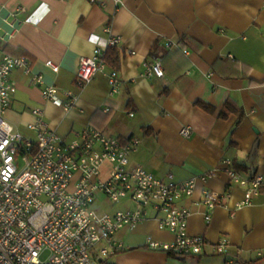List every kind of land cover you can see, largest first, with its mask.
Here are the masks:
<instances>
[{
    "label": "crops",
    "instance_id": "0c3cea01",
    "mask_svg": "<svg viewBox=\"0 0 264 264\" xmlns=\"http://www.w3.org/2000/svg\"><path fill=\"white\" fill-rule=\"evenodd\" d=\"M91 35L101 42L110 35L120 38L108 50L116 52L117 66L105 59L104 72L79 89L74 79L79 58L95 48ZM0 55L22 57L29 66V72H11L17 91L2 114L24 137L33 138L27 125L34 120L32 109L40 108L65 140L89 127L137 139L130 166L158 178L172 174L179 182L214 174L197 179L192 195L178 202L190 210L187 234L205 240L201 255L147 249V238L173 240L158 229L149 209L143 222L115 234L123 250L97 257L99 264H264V189L242 204L244 189L229 183L226 174L229 167L243 178L264 176V0H0ZM155 58L165 75L144 77L143 64ZM47 61L59 67L57 73ZM112 69L120 87L110 97ZM45 87H54L63 99L71 92L73 107L65 112L43 99ZM226 101L244 111L238 127L236 116L219 117ZM184 127L187 137L180 134ZM206 197L214 208L203 203ZM117 204V210L133 207L128 200ZM223 240L226 252L218 255L214 246Z\"/></svg>",
    "mask_w": 264,
    "mask_h": 264
},
{
    "label": "built area",
    "instance_id": "2783aa9c",
    "mask_svg": "<svg viewBox=\"0 0 264 264\" xmlns=\"http://www.w3.org/2000/svg\"><path fill=\"white\" fill-rule=\"evenodd\" d=\"M104 31L110 32L108 27ZM88 40L95 48L91 56L79 58L74 79L79 89L104 72L106 51L120 43L113 35L104 42L95 35ZM46 66L53 73L59 70L52 61ZM17 68L29 72L24 58L0 55V264H99L97 257L123 250L115 234L143 222L149 209L156 214L158 229L172 234L173 240L147 238V249L179 256L201 255L205 240L187 234L190 210L178 202L192 195L197 179L204 182L214 174L179 182L172 174L158 178L141 167L130 166L129 155L136 151L137 139L125 140L89 127L65 140L45 122L40 108L32 109L34 120L27 125L33 138L24 137L2 117L17 91L10 79ZM142 75L163 77L161 59L144 63ZM107 85L110 97L119 92L120 81L113 69L107 74ZM41 95L65 112L76 100L71 92L63 99L54 87H45ZM188 129L182 128L180 134L187 137ZM226 174L229 183L244 189L242 204H250L264 189V176L243 178L229 167ZM100 196L112 204L128 200L133 207L114 212L96 210L93 205ZM203 203L208 208L215 205L211 197ZM226 244L223 240L215 245V253H225Z\"/></svg>",
    "mask_w": 264,
    "mask_h": 264
},
{
    "label": "trees",
    "instance_id": "16d2710c",
    "mask_svg": "<svg viewBox=\"0 0 264 264\" xmlns=\"http://www.w3.org/2000/svg\"><path fill=\"white\" fill-rule=\"evenodd\" d=\"M110 64L113 65V67H116L117 64V54L115 51H108L106 54V57H104ZM111 65V66H112ZM195 105H197L199 108L207 111V112H213V108L210 107L209 105H206L202 102H196ZM230 115H234L237 117L236 125L241 123L242 119L244 118V111L242 110L241 107L235 105L234 103L230 101H226L219 113V117L222 119H227ZM240 165L236 164V169H239ZM240 264H254V262H242Z\"/></svg>",
    "mask_w": 264,
    "mask_h": 264
},
{
    "label": "rangeland",
    "instance_id": "374dc122",
    "mask_svg": "<svg viewBox=\"0 0 264 264\" xmlns=\"http://www.w3.org/2000/svg\"><path fill=\"white\" fill-rule=\"evenodd\" d=\"M94 209L96 210H101V211H107V212H112L118 209L119 205L117 204H112L106 199L104 200V197L100 196L98 201H95L93 205Z\"/></svg>",
    "mask_w": 264,
    "mask_h": 264
}]
</instances>
